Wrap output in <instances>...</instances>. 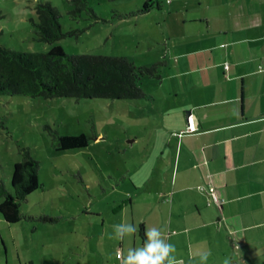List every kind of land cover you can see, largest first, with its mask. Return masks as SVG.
<instances>
[{
    "label": "crops",
    "instance_id": "1",
    "mask_svg": "<svg viewBox=\"0 0 264 264\" xmlns=\"http://www.w3.org/2000/svg\"><path fill=\"white\" fill-rule=\"evenodd\" d=\"M166 3L148 12L164 9L168 31L162 93L147 100L162 123L149 145L156 159L128 198H111L103 213L86 208L89 233L68 263L121 264L117 253L142 246L147 225L165 231L184 264L203 251L208 264H264V0ZM121 222L137 232L106 242Z\"/></svg>",
    "mask_w": 264,
    "mask_h": 264
},
{
    "label": "rangeland",
    "instance_id": "2",
    "mask_svg": "<svg viewBox=\"0 0 264 264\" xmlns=\"http://www.w3.org/2000/svg\"><path fill=\"white\" fill-rule=\"evenodd\" d=\"M87 1L96 17L84 11L74 19L69 0H0V45L32 53H47L60 45L68 55L127 58L138 68L169 59L166 0H160L165 11L147 14L140 11L151 0ZM39 3L55 7L63 32L72 35L55 44L40 41L34 27ZM158 83L148 77L139 81L155 96L162 93ZM148 107L147 100L0 97V183L13 192L11 178L15 163L22 161L20 148L29 149L40 164V188L22 204V212L35 219L10 224L0 213V264H69L72 249L81 252L76 245L89 233L86 208L103 213L111 198H128L134 183L149 176V162L157 154L149 146L151 135L162 123ZM47 127L63 136L86 133L94 139L87 148L58 151ZM114 192L100 200L102 193ZM95 228L90 237L102 241L98 224ZM105 241L117 243L109 237Z\"/></svg>",
    "mask_w": 264,
    "mask_h": 264
},
{
    "label": "trees",
    "instance_id": "3",
    "mask_svg": "<svg viewBox=\"0 0 264 264\" xmlns=\"http://www.w3.org/2000/svg\"><path fill=\"white\" fill-rule=\"evenodd\" d=\"M69 1L74 7L71 11L74 19H79L84 11L93 14L87 0ZM153 3V0L146 2L140 13H148ZM36 16L38 21L34 27L40 41L55 44L72 35L63 32L59 12L50 3H39ZM162 66L164 64L158 63L149 68H138L127 58L72 56L60 45L53 46L47 53L17 52L0 45V97L148 100L149 95L140 87L139 81L142 77L160 79ZM47 129L58 151L84 149L94 139L86 133L63 136L51 127ZM20 153L22 161L15 163L11 178L13 192L0 183V213L10 224L35 219L22 212V204L40 188L39 162L29 149L20 148ZM40 220L54 222L47 218Z\"/></svg>",
    "mask_w": 264,
    "mask_h": 264
},
{
    "label": "clouds",
    "instance_id": "4",
    "mask_svg": "<svg viewBox=\"0 0 264 264\" xmlns=\"http://www.w3.org/2000/svg\"><path fill=\"white\" fill-rule=\"evenodd\" d=\"M137 232V226L129 222H121L112 225V233L109 239L123 241ZM146 240L140 247L129 248L126 255L117 253L121 264H184L183 260L175 255V245L168 242L165 231L156 226L148 227L145 230ZM211 256L210 251L198 253V264H208ZM223 264H231V259L225 257Z\"/></svg>",
    "mask_w": 264,
    "mask_h": 264
},
{
    "label": "built area",
    "instance_id": "5",
    "mask_svg": "<svg viewBox=\"0 0 264 264\" xmlns=\"http://www.w3.org/2000/svg\"><path fill=\"white\" fill-rule=\"evenodd\" d=\"M210 192H211V194H212V197H213V201L219 206L220 204H219V202H218V200H217V198H216V196L213 194V191L212 190H210ZM120 253V252H119Z\"/></svg>",
    "mask_w": 264,
    "mask_h": 264
}]
</instances>
